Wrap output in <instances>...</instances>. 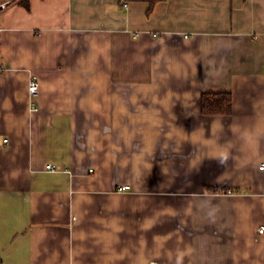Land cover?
<instances>
[{
  "label": "crops",
  "instance_id": "crops-1",
  "mask_svg": "<svg viewBox=\"0 0 264 264\" xmlns=\"http://www.w3.org/2000/svg\"><path fill=\"white\" fill-rule=\"evenodd\" d=\"M2 1L0 264H264V0Z\"/></svg>",
  "mask_w": 264,
  "mask_h": 264
},
{
  "label": "trees",
  "instance_id": "trees-1",
  "mask_svg": "<svg viewBox=\"0 0 264 264\" xmlns=\"http://www.w3.org/2000/svg\"><path fill=\"white\" fill-rule=\"evenodd\" d=\"M19 3L29 7L27 0H17ZM122 2L143 1L149 3L152 8L156 3L162 0H121ZM202 111L205 114H227L231 112L232 98L227 92H204L201 99Z\"/></svg>",
  "mask_w": 264,
  "mask_h": 264
},
{
  "label": "built area",
  "instance_id": "built-area-1",
  "mask_svg": "<svg viewBox=\"0 0 264 264\" xmlns=\"http://www.w3.org/2000/svg\"><path fill=\"white\" fill-rule=\"evenodd\" d=\"M9 1H2L0 2V15L1 13L8 7L9 5ZM2 55V49H1V28H0V57ZM28 92H29V96L31 98V103H32V108L34 110L38 109V105L36 102V99L39 97L40 95V83L39 80L37 78L36 75H31L29 83H28ZM48 168H54L52 167V165H48ZM261 169H264V163H262L260 165ZM131 186L128 184L125 185H118L116 187L117 191H127L130 190ZM259 233H264V225L260 226L258 228ZM149 264H158L157 261H151Z\"/></svg>",
  "mask_w": 264,
  "mask_h": 264
},
{
  "label": "rangeland",
  "instance_id": "rangeland-1",
  "mask_svg": "<svg viewBox=\"0 0 264 264\" xmlns=\"http://www.w3.org/2000/svg\"><path fill=\"white\" fill-rule=\"evenodd\" d=\"M124 4L127 5V2H125Z\"/></svg>",
  "mask_w": 264,
  "mask_h": 264
}]
</instances>
